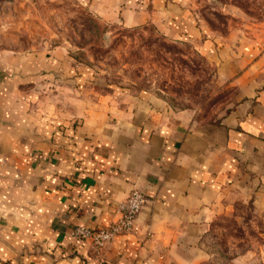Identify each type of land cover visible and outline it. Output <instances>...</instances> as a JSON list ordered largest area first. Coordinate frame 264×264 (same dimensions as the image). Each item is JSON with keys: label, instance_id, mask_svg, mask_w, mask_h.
Masks as SVG:
<instances>
[{"label": "crops", "instance_id": "crops-1", "mask_svg": "<svg viewBox=\"0 0 264 264\" xmlns=\"http://www.w3.org/2000/svg\"><path fill=\"white\" fill-rule=\"evenodd\" d=\"M81 1L105 22H150L170 37L195 38L238 99L210 124L150 93L89 95L68 110H44L27 85L40 61L10 57L14 76L4 61L0 264H215L204 244L221 217L244 206L264 222V33L214 38L194 0ZM134 189L147 201L131 232L96 251L71 234L114 222ZM228 264H264V252Z\"/></svg>", "mask_w": 264, "mask_h": 264}, {"label": "rangeland", "instance_id": "rangeland-1", "mask_svg": "<svg viewBox=\"0 0 264 264\" xmlns=\"http://www.w3.org/2000/svg\"><path fill=\"white\" fill-rule=\"evenodd\" d=\"M192 9L214 38L264 33V0H194ZM194 39L170 37L150 22L102 21L81 0H0V64L14 76L15 59L40 61L29 66L27 85L44 110H68L71 100L89 95L150 93L173 110H191L199 123H216L238 93ZM217 223L204 244L215 264L264 252L263 219L248 207Z\"/></svg>", "mask_w": 264, "mask_h": 264}, {"label": "built area", "instance_id": "built-area-1", "mask_svg": "<svg viewBox=\"0 0 264 264\" xmlns=\"http://www.w3.org/2000/svg\"><path fill=\"white\" fill-rule=\"evenodd\" d=\"M146 201L147 199L143 192L137 189L131 190L120 204V215L114 222L95 229L77 226L71 231V234L82 240L89 241L91 250H100L116 236L127 234L134 229V221Z\"/></svg>", "mask_w": 264, "mask_h": 264}]
</instances>
